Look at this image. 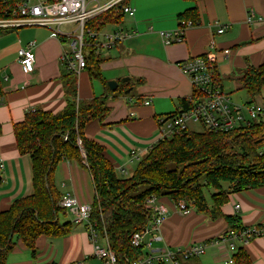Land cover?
I'll list each match as a JSON object with an SVG mask.
<instances>
[{"label": "crops", "instance_id": "obj_1", "mask_svg": "<svg viewBox=\"0 0 264 264\" xmlns=\"http://www.w3.org/2000/svg\"><path fill=\"white\" fill-rule=\"evenodd\" d=\"M128 7L134 14H125L119 28L108 27L102 33L100 44L104 35H124L113 46L98 50L104 59L100 64L103 80L93 78L87 70L77 76L80 101L110 97L109 116L103 122L89 123L85 134L104 148L121 179L130 177L138 162L160 140L159 122L180 110L182 99L192 97L194 87L181 71V63L211 57L220 72L221 85L232 100L236 92L244 90L241 78L245 70L264 63V0H130ZM194 8L200 14L199 24L185 30L182 43L167 45L161 33L176 32L179 15ZM220 28H225L222 34L218 33ZM62 39L44 27L17 28L0 37V85L5 93L0 105V212L33 192L31 161L18 152L14 126L24 121L29 110L40 108L58 114L67 105L60 79L61 62L65 54L72 53L75 40ZM30 43L34 44L36 64L35 71L26 75L18 52ZM226 50L228 55L224 54ZM124 79H129L128 85H124ZM111 81H116L124 92L118 88L111 91ZM140 81L143 83L137 84ZM128 90L136 91L135 95L126 94ZM263 97L264 89L256 98L257 105L263 103ZM241 100L237 104L245 105L250 97ZM195 126L190 124V129ZM55 185L62 197L71 195L81 203L92 204L96 195L91 175L77 162L59 165ZM157 204L165 208L164 222L158 231L146 236V243H151V250L146 247V252L158 254L165 249L206 243L202 256L181 259L182 264H226L229 260L234 264L239 249L246 257L242 264H264V236L252 238L247 244L240 240L220 243L230 232L224 218L212 221L194 211L183 215L168 198L158 199ZM221 211L224 216H239L244 229L264 226V187L231 194ZM73 219L74 215L65 211L62 223ZM36 247L37 255L33 257L19 242L8 264H104L94 255L85 224L75 225L71 235L64 238L42 236Z\"/></svg>", "mask_w": 264, "mask_h": 264}, {"label": "trees", "instance_id": "obj_2", "mask_svg": "<svg viewBox=\"0 0 264 264\" xmlns=\"http://www.w3.org/2000/svg\"><path fill=\"white\" fill-rule=\"evenodd\" d=\"M22 1L0 0V19L14 18L16 7ZM129 1H120L85 24L83 70L93 78L103 80L100 64L104 59L98 52L102 49V33L108 27H120ZM178 19L181 27L185 28L188 22L196 26L200 14L194 8ZM15 29L0 28V37ZM72 60L73 54L68 53L61 62L65 109L52 114L35 108L14 126L18 152L31 161L33 192L0 212V264H8L19 242L36 257V242L40 237L58 239L71 235L76 224L60 221V215L66 210L60 206L63 197L55 185V172L63 162H77L91 175L96 195L91 205L90 224L85 227L90 237L94 231L101 242L108 241L118 264H133L148 254L146 246L133 247L131 239L152 223L154 213L146 209L147 200L152 197L168 198L176 205L184 202L188 209L212 221L224 218L229 230L238 234L245 230L239 216H224L221 208L233 193L264 187V97L257 117L250 118L246 112V121L234 129L220 132L202 128L195 132L188 128L159 140L138 162L131 176L121 179L106 158L104 148L85 134L89 123L103 122L109 116L110 97L80 101L78 74L70 68ZM212 71L218 78L217 89L225 92L215 63ZM241 83L250 97L242 106L256 107V98L264 89V63L256 68L249 66ZM117 91L124 92L120 87ZM202 97L194 89L190 99L180 101L181 109L167 115L164 121L191 110ZM4 98L0 85V105ZM245 258L239 249L234 264H242Z\"/></svg>", "mask_w": 264, "mask_h": 264}, {"label": "built area", "instance_id": "obj_3", "mask_svg": "<svg viewBox=\"0 0 264 264\" xmlns=\"http://www.w3.org/2000/svg\"><path fill=\"white\" fill-rule=\"evenodd\" d=\"M104 1L106 3L102 4L101 2ZM120 1L122 0H23L17 5L14 18L0 19V28L44 27L52 30L54 36L70 38L76 35L75 41L71 44L73 60L70 62V68L78 74L86 66L82 52L86 22ZM92 3L94 6L89 7ZM124 13L134 14V10L131 7H125ZM64 26L72 27L64 32L62 29ZM192 26V22H188L185 28L180 26L176 32H162L161 36L167 39L165 42L167 45L182 43L185 30ZM224 31L225 28H220L218 33L222 34ZM123 36L119 32L104 35V41L101 45L109 48L121 40ZM33 47L34 44L30 43L28 47L22 48L18 52L19 63L26 75L35 71L36 55ZM224 54L228 55L229 51L226 50ZM213 61L211 57H197L180 64L181 71L189 78L194 89L203 94V97L199 98L191 110L166 121H160V140L170 138L179 131L190 128V124L199 125L209 131H228L246 121V112L250 118L255 119L262 110L263 103L248 109L234 103L227 92L217 89L218 78L212 71ZM145 105H150V102H145ZM157 201L158 199L154 197L147 200L146 209L154 213V218L143 233L133 235L131 239L133 247L146 246L151 250V243L147 244L145 241L146 236L158 231L164 222L165 208L163 205L157 204ZM91 205L81 203L71 195L64 196L60 201V206L74 215L73 222L76 225L90 224ZM177 208L183 215H189L192 212L184 202H180ZM260 236H264V226L245 229L240 234L230 231L227 236L221 239L220 243L240 240L247 244L252 238ZM91 240L95 248V257L103 260L104 264H118L117 257L106 239L101 242L93 231ZM205 244L192 245L184 249H165L158 254L149 251L145 257L133 264H182L181 259L189 261L202 256L207 248ZM229 261L226 264L232 263ZM75 264L82 263L77 262Z\"/></svg>", "mask_w": 264, "mask_h": 264}, {"label": "rangeland", "instance_id": "obj_4", "mask_svg": "<svg viewBox=\"0 0 264 264\" xmlns=\"http://www.w3.org/2000/svg\"><path fill=\"white\" fill-rule=\"evenodd\" d=\"M102 4H105L106 3V1H104V2H101ZM94 6V3H92V4H90V6L89 7H93ZM69 29L70 28V26H68V27H62V29ZM76 36V35H75ZM75 36H73V37H70V38H72V41L73 40H75ZM135 93H136V91H132L131 93H129V95H135ZM236 95H234V98H233V102L235 103L236 102V104L237 103H240L242 100L241 99H245V98H247L248 96V94H246V91H244V90H242L241 92H236L235 93ZM192 130L193 131H195V132H200L201 131V128L197 125V126H195V127H193L192 128ZM170 168H173V166L171 165L170 166ZM120 178H122V176H120ZM65 189H63L62 191H64ZM195 212V211H194ZM61 216V215H60ZM70 213H68L67 214V217H68V219H70ZM63 217H64V214H62V219H63ZM62 219H61V222H63L62 221Z\"/></svg>", "mask_w": 264, "mask_h": 264}, {"label": "water", "instance_id": "obj_5", "mask_svg": "<svg viewBox=\"0 0 264 264\" xmlns=\"http://www.w3.org/2000/svg\"><path fill=\"white\" fill-rule=\"evenodd\" d=\"M129 79H124L123 82H128ZM108 87L110 88L111 91H114L118 88V83L116 81H111L108 83ZM131 90H128L126 94H128Z\"/></svg>", "mask_w": 264, "mask_h": 264}]
</instances>
